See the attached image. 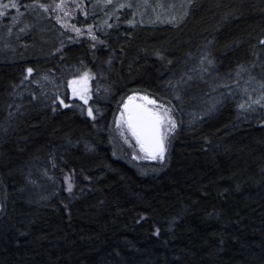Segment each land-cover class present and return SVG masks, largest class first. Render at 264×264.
Here are the masks:
<instances>
[{"label":"trees","instance_id":"16d2710c","mask_svg":"<svg viewBox=\"0 0 264 264\" xmlns=\"http://www.w3.org/2000/svg\"><path fill=\"white\" fill-rule=\"evenodd\" d=\"M0 12V264H264V0ZM86 73L88 106L68 87ZM133 94L178 124L141 170L112 135Z\"/></svg>","mask_w":264,"mask_h":264},{"label":"rangeland","instance_id":"374dc122","mask_svg":"<svg viewBox=\"0 0 264 264\" xmlns=\"http://www.w3.org/2000/svg\"><path fill=\"white\" fill-rule=\"evenodd\" d=\"M70 4L73 5V2L71 3L68 2V4L61 5L62 10L60 12H62V15H63L62 22L63 24H66V25H68L70 18L73 16L72 12L74 11V9H71V7L69 8ZM92 82H93V75H91L90 73H86L82 75L81 77L71 80L68 85L69 92H70L69 95H70L71 100H78L82 102L84 105L88 106L91 100L90 93L92 90ZM73 89L76 90L77 95L73 94ZM80 95L84 96V98L87 100V103H85L84 100L80 99ZM130 97H134V99L129 101V97H128L125 100V102L123 103L121 107L120 112H118V115L115 118V121L113 123L114 124L113 130H112L113 143H114V148H115V155L118 158L126 161L127 163L141 170L143 169L145 164L161 163L165 161L167 151L169 148V144L177 136L178 124H177V121H175L176 119L173 115V111L168 106L166 107V105L159 103L157 101L155 104H148L147 100L142 99V97H147L148 100H155V99L147 95H144V94H133ZM125 104H129L130 108L134 105H141L149 109H152L153 111H161V112L163 111V109L160 108V105H163L164 109H170L168 113V117L166 118V123L165 125H162L161 130L163 131L164 128L167 127V119L169 118L175 122V128L172 129V131L168 132L167 138L164 140L165 152H164L163 161H161L159 157H157V159L143 158L146 156V153L140 150V145L137 143L136 138L132 135L131 130L128 128L127 123L125 122L127 120V112L124 107ZM68 185H69V178H66L67 190H68Z\"/></svg>","mask_w":264,"mask_h":264},{"label":"snow or ice","instance_id":"6c2138e0","mask_svg":"<svg viewBox=\"0 0 264 264\" xmlns=\"http://www.w3.org/2000/svg\"><path fill=\"white\" fill-rule=\"evenodd\" d=\"M61 5H58L60 7ZM3 8H18L17 3L3 4ZM5 15L4 12H0V16ZM77 31H79L77 29ZM264 42V41H262ZM32 69H28V72L31 73ZM75 83V82H73ZM73 94L77 95L75 89H73ZM80 99L84 100L87 103V100L83 95H80ZM134 97H129V101L133 100ZM142 99L147 100L148 104H155V100H148L147 97H142ZM61 104H64V101H60ZM259 103V101H255ZM65 107L69 105L64 104ZM127 112V123L128 128L131 130L132 135L136 138L137 143L140 145V150L146 153V156L143 158L147 159H159L163 161L164 159V140L167 138L168 132L172 131L175 128V122L170 118L167 119V127L162 131V125H165L166 118L170 109H164L163 105H160V108L163 111H153L145 106L134 105L130 108L129 104L124 105ZM241 108H244V105H240ZM88 115L92 116V109H88ZM71 178H69L68 190L71 191Z\"/></svg>","mask_w":264,"mask_h":264}]
</instances>
